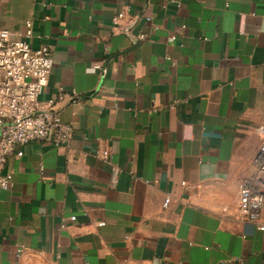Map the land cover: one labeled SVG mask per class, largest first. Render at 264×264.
I'll return each instance as SVG.
<instances>
[{"label": "crops", "instance_id": "0c3cea01", "mask_svg": "<svg viewBox=\"0 0 264 264\" xmlns=\"http://www.w3.org/2000/svg\"><path fill=\"white\" fill-rule=\"evenodd\" d=\"M0 28L51 47L40 99L73 127L1 169L0 264H264L237 212L264 127V0H0Z\"/></svg>", "mask_w": 264, "mask_h": 264}, {"label": "built area", "instance_id": "2783aa9c", "mask_svg": "<svg viewBox=\"0 0 264 264\" xmlns=\"http://www.w3.org/2000/svg\"><path fill=\"white\" fill-rule=\"evenodd\" d=\"M126 11H117L112 19V29L131 36L135 20L123 24ZM150 22V17H144ZM31 21L25 22L24 36H32ZM144 33L132 36L134 42L146 40ZM170 40L175 36L171 35ZM52 50L48 45L33 48L25 38H15L12 33L0 28V190L12 187V173H1V169L13 156H22V148L29 143L48 144L54 147L67 146L73 137V127L64 121L56 108V101H42L40 96L47 85L53 66ZM101 65L95 63L88 70L95 72ZM68 97L71 104L77 103L73 95L60 92L59 100ZM261 143L254 157V173L240 180L238 186L237 212L239 219L256 224L264 230L261 209L264 202V185L258 179L264 174V127L259 129ZM96 155L108 159V149H98ZM170 197L166 196L163 206L167 207ZM74 220L75 217H71ZM103 225V223H99ZM22 249L14 252L17 262ZM225 264H244L242 259H227Z\"/></svg>", "mask_w": 264, "mask_h": 264}]
</instances>
